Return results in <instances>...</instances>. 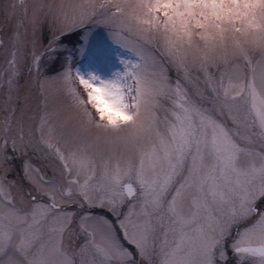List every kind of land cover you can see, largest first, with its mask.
Wrapping results in <instances>:
<instances>
[{"label":"snow or ice","instance_id":"1","mask_svg":"<svg viewBox=\"0 0 264 264\" xmlns=\"http://www.w3.org/2000/svg\"><path fill=\"white\" fill-rule=\"evenodd\" d=\"M0 17V264H264V0Z\"/></svg>","mask_w":264,"mask_h":264},{"label":"rangeland","instance_id":"2","mask_svg":"<svg viewBox=\"0 0 264 264\" xmlns=\"http://www.w3.org/2000/svg\"><path fill=\"white\" fill-rule=\"evenodd\" d=\"M3 26H4V22H3L2 17H0V34H2L3 32ZM0 59H2V57H0Z\"/></svg>","mask_w":264,"mask_h":264}]
</instances>
